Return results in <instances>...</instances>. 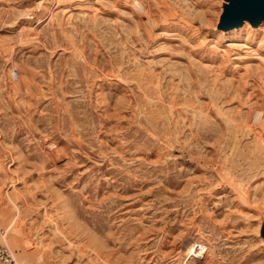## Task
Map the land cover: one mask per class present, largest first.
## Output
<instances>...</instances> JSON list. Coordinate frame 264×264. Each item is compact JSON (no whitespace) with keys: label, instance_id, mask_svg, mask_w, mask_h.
Segmentation results:
<instances>
[{"label":"rangeland","instance_id":"rangeland-1","mask_svg":"<svg viewBox=\"0 0 264 264\" xmlns=\"http://www.w3.org/2000/svg\"><path fill=\"white\" fill-rule=\"evenodd\" d=\"M223 5L0 0L19 264H264V26L221 34Z\"/></svg>","mask_w":264,"mask_h":264},{"label":"water","instance_id":"water-1","mask_svg":"<svg viewBox=\"0 0 264 264\" xmlns=\"http://www.w3.org/2000/svg\"><path fill=\"white\" fill-rule=\"evenodd\" d=\"M219 29L229 30L240 26L244 20H249L253 26H258L264 20V0H227Z\"/></svg>","mask_w":264,"mask_h":264},{"label":"bare ground","instance_id":"bare-ground-1","mask_svg":"<svg viewBox=\"0 0 264 264\" xmlns=\"http://www.w3.org/2000/svg\"><path fill=\"white\" fill-rule=\"evenodd\" d=\"M223 1H224L223 9L225 11V7L228 6L230 4V2L227 1V0H223ZM223 14L224 13H222V15L220 17L219 24L221 23ZM262 26H264V20H262L260 22V24L258 26H256V27L253 26L252 23L249 20H244L240 26L231 28L229 30H224V29H219V30L222 32L221 34L227 35V34H230V33L239 32L241 30H244L246 27H249L250 29L254 28L255 30H259ZM236 34H240V33H236Z\"/></svg>","mask_w":264,"mask_h":264},{"label":"built area","instance_id":"built-area-1","mask_svg":"<svg viewBox=\"0 0 264 264\" xmlns=\"http://www.w3.org/2000/svg\"><path fill=\"white\" fill-rule=\"evenodd\" d=\"M0 262L4 264H19L15 253L7 246L0 244Z\"/></svg>","mask_w":264,"mask_h":264},{"label":"clouds","instance_id":"clouds-1","mask_svg":"<svg viewBox=\"0 0 264 264\" xmlns=\"http://www.w3.org/2000/svg\"><path fill=\"white\" fill-rule=\"evenodd\" d=\"M11 75L13 76V78H15V73L14 72Z\"/></svg>","mask_w":264,"mask_h":264}]
</instances>
